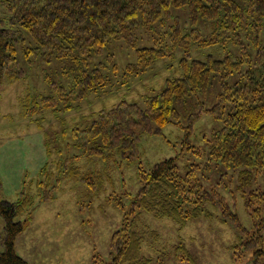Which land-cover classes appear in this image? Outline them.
Returning <instances> with one entry per match:
<instances>
[{"label":"trees","instance_id":"trees-1","mask_svg":"<svg viewBox=\"0 0 264 264\" xmlns=\"http://www.w3.org/2000/svg\"><path fill=\"white\" fill-rule=\"evenodd\" d=\"M0 10V92L4 83L26 77L19 55L29 67L56 60L76 70L66 84L47 76L45 95L19 98L22 116L39 125L36 117L44 111L55 117L68 113L116 80L126 85L157 61L181 53L177 75L165 79L163 88L143 104L122 100L96 113L88 126L71 130L67 149L78 153L58 163L60 176L50 188L40 191L43 183L37 181L36 195L20 192L14 202L0 194V264H28L15 252V241L32 217L36 198L51 202L63 180L99 189L101 175L81 173L80 158H109L116 168L125 164L137 169V191L125 194L129 206L120 197L108 198L122 211V221L110 238L106 264H150L141 255L148 232L139 225L141 212L182 227L201 216L212 217L207 205L236 229L235 257L251 252L252 264H264V0H0ZM160 28L165 31L158 33ZM139 32L162 37L137 48ZM117 41L135 52V62L122 70L108 49ZM215 88L211 106L203 101L188 106L193 97H205ZM188 108L196 111L185 113ZM202 113L219 123L207 140L203 164L186 165L184 173L175 158L148 169L141 165L143 135L162 136L166 125L180 126L184 120L187 140ZM46 154L48 160V149ZM235 178L252 222L249 229L236 213Z\"/></svg>","mask_w":264,"mask_h":264},{"label":"rangeland","instance_id":"rangeland-1","mask_svg":"<svg viewBox=\"0 0 264 264\" xmlns=\"http://www.w3.org/2000/svg\"><path fill=\"white\" fill-rule=\"evenodd\" d=\"M164 31L165 28H160L157 32ZM155 37L161 38L162 35L139 32L137 48L150 47ZM108 49L120 70L127 63L135 62V52L122 42H111ZM208 51L203 50L202 55ZM192 54L194 55V50ZM180 55V51H175L173 57L167 56L157 61L147 73L130 79L126 85L121 86L116 80L113 88L110 87L112 89L91 94L79 103L77 109L68 113L55 117L51 111H44L36 117L40 120V125L22 116L19 98L26 94L45 95L49 92L45 83L47 76L55 82L66 84L71 82L76 70L68 62L56 60L48 65L36 63L29 67L19 55L26 77L4 83L0 92V164L7 163L8 166V173L1 174L0 177L4 181L3 197L10 202L16 201L14 181L20 184V192L32 195L39 191L35 187L37 181L43 183L40 191L50 188L60 176L58 163L78 153L74 149H67V143L71 141V130L88 126L96 113L111 109L122 100L143 104L147 96L156 94L163 88L165 79L177 75L176 59ZM217 92L218 88H215L205 97L197 95L190 100L188 106L203 101L209 107L214 103ZM188 109L185 113L196 111V108ZM180 123V126L166 125L162 136H142L140 160L145 169L161 160L175 158L179 171L184 173L186 165L203 164L206 161L209 147L207 140L219 127V123L208 113H202L187 140L182 129L186 122L181 120ZM184 141H188L191 148ZM33 145L38 147L33 148ZM43 148L45 151L48 149L51 157L44 160L47 167L43 168L46 163L43 164L39 172L42 168L44 171L37 174L36 166L33 168L29 165H35L39 159L38 163H43ZM77 165L81 173L99 172L102 177L101 186L97 191H92L78 181L63 180L53 193L54 199L51 202L40 203L35 197L38 204L23 233L15 241V252L28 264H106L110 238L122 221V211L109 202L108 198L120 197L128 207L125 194H135L137 191V169L125 164L116 168L109 158L105 162L96 158H80ZM262 183L261 180V186ZM238 184L235 178L232 188L237 195L236 213L241 225L249 229L252 222L241 198V188L236 189ZM250 188L252 187L246 189ZM207 209L213 213L212 217L201 216L182 227L168 218L155 219L152 215L141 212L139 225L148 231L141 248L142 257L150 260V264H252L251 252L243 255L239 253L242 256L235 257L234 226L222 222L217 209L210 205H207ZM1 230L2 227L0 232Z\"/></svg>","mask_w":264,"mask_h":264},{"label":"crops","instance_id":"crops-1","mask_svg":"<svg viewBox=\"0 0 264 264\" xmlns=\"http://www.w3.org/2000/svg\"><path fill=\"white\" fill-rule=\"evenodd\" d=\"M34 147H38V146H36V145H33V148ZM43 150V152H42V155H41V160H43L42 162V164L40 165L39 163H40V159L38 160V162L36 163V164H39L38 166L35 164V165H29V166H31V167H33L34 168V166H36V168H35V173H37V174H39V169L41 168V166L43 165V164H45L46 163V161H44L45 159H47V154H46V151H45V149L43 148L42 149ZM1 165H5V167H1ZM6 173H8V166H7V163L5 164H0V177H1V174H6ZM25 176V175H24ZM0 183H1V186H0V194H1V196L3 197L5 194L3 193V186H2V184H4V181H3V179H0ZM35 185H36V183H35ZM14 187H16V190L17 191H15V193H14V196L15 197H17L18 195H19V193H20V190L18 189V188H20V184H17L15 181H14ZM4 199H6V197H3ZM8 200V199H7ZM2 220H0V228L1 227H3V223L1 222Z\"/></svg>","mask_w":264,"mask_h":264}]
</instances>
